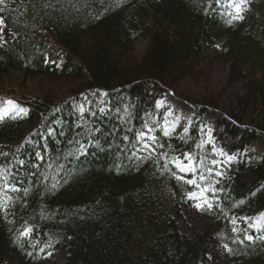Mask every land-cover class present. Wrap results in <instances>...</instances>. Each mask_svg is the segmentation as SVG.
Wrapping results in <instances>:
<instances>
[{
	"label": "trees",
	"instance_id": "trees-1",
	"mask_svg": "<svg viewBox=\"0 0 264 264\" xmlns=\"http://www.w3.org/2000/svg\"><path fill=\"white\" fill-rule=\"evenodd\" d=\"M222 4L0 3V84L17 66L24 78L49 82L41 99H15L20 117L1 115L9 99L0 95V264H39L55 249L62 264H208L209 230L187 238L177 229L181 203L197 190L228 264H264V230L249 224L264 212V157L226 177L213 174L219 150L239 154L264 138V0H253L238 21ZM138 39L147 42L139 55ZM213 47L228 67L225 87L242 84L230 96L234 107L212 142L200 119L166 136L158 102L197 78ZM215 99L205 89L192 103L200 118L218 109ZM186 157L195 171L174 165Z\"/></svg>",
	"mask_w": 264,
	"mask_h": 264
},
{
	"label": "rangeland",
	"instance_id": "rangeland-1",
	"mask_svg": "<svg viewBox=\"0 0 264 264\" xmlns=\"http://www.w3.org/2000/svg\"><path fill=\"white\" fill-rule=\"evenodd\" d=\"M23 1L3 0L5 4L10 2L22 3ZM252 1L223 0L222 6L228 14L230 13L233 20L238 21L241 19L238 16H243V11L251 5ZM236 5H240L241 11L239 14L236 13ZM2 38V27H0V39ZM146 44V40L138 39L133 45V52L139 55L146 48ZM214 56L216 54L213 47L207 51V58L200 64L201 74L195 79L187 78L181 81L158 102L157 105L162 110L163 132L164 134L165 132L168 133L166 136L179 134L198 119L202 121L203 129L207 134L206 139L210 142H212L211 135L221 129L218 120H221L223 115L234 107L230 101V96L234 91H241L242 84L234 85L232 89L225 87L228 67L215 60ZM205 89L216 95L215 102L218 105V109L216 111L209 110L200 118L197 109L192 103L198 99L201 93H204ZM48 90L49 82L45 77L24 78L21 66L15 67L5 77L4 83L0 84V95L9 99L1 109V115L5 116L4 113L6 111L7 115H12L13 117L22 116L24 111L16 103L15 99H19L22 96L41 99ZM9 101L12 102L11 105H9ZM245 119L248 123H253L256 121V115L249 109L247 110V115L245 114ZM148 137H151V135L145 134L144 138L146 140H149ZM145 143H148V141H144ZM218 157L220 159L215 161L213 174L219 177H226L237 164L246 166L264 157V138L250 142L239 154L226 155L219 150ZM177 161L182 162L184 165L189 163V161L174 160L175 166ZM177 169L179 170L178 167ZM201 192V190L195 191L181 203L182 219L177 222L178 232L183 237L193 238L199 234H205L209 230V242L207 243L208 264H228L230 262L228 248L215 240L216 228L211 226L210 220L202 212L204 199ZM242 218L245 220L249 219L248 217ZM250 219V223L248 221L246 223H249L254 228L264 230V212H256ZM230 224L232 229H236L239 219L236 217L230 218ZM63 258L64 253L59 249H55L42 257L39 264H62Z\"/></svg>",
	"mask_w": 264,
	"mask_h": 264
},
{
	"label": "snow or ice",
	"instance_id": "snow-or-ice-1",
	"mask_svg": "<svg viewBox=\"0 0 264 264\" xmlns=\"http://www.w3.org/2000/svg\"><path fill=\"white\" fill-rule=\"evenodd\" d=\"M245 2H246V0H245ZM0 3H3V0H0ZM235 10H236V13L239 14L240 11H241L240 5H236V9H235ZM238 18H242V17H239V16H238ZM3 24H4L3 20L0 19V27H2ZM8 103H9V105L12 104L11 101H9ZM4 115L7 116V112H6V111H5ZM2 118H3V117H0V119H2ZM149 131H151V129H149ZM167 134H168V133L165 132V135H167ZM144 136H145V134L142 133L140 138H141V139H144ZM148 139H150V140L152 141V144H155V137H148ZM143 148H144V149H152V145L145 143V144L143 145ZM152 151H154V149H152ZM134 155H135V153H134ZM185 159H187V160L189 161V163H188L187 165H184V164H182V162L177 161V162H176V167H178L179 170H180L181 172L195 171V169H194V167H193V163H192L191 157H186ZM217 174H219V173H217ZM201 178H203V177H201ZM188 182L194 184L196 181H195V180H191V181H188ZM14 190H15V189H14ZM206 191H207V189H206ZM198 207H199V206H198ZM31 231H32L31 229H28V230H27L25 233H23V234H24L25 236H27L28 233H30ZM247 239L251 240L252 237L249 236V237H247Z\"/></svg>",
	"mask_w": 264,
	"mask_h": 264
}]
</instances>
